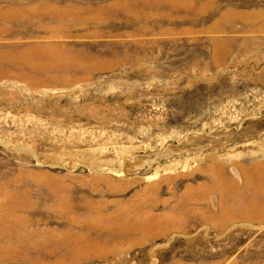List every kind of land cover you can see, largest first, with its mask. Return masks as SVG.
Listing matches in <instances>:
<instances>
[{"label":"rangeland","instance_id":"374dc122","mask_svg":"<svg viewBox=\"0 0 264 264\" xmlns=\"http://www.w3.org/2000/svg\"><path fill=\"white\" fill-rule=\"evenodd\" d=\"M0 264H264V0H0Z\"/></svg>","mask_w":264,"mask_h":264}]
</instances>
